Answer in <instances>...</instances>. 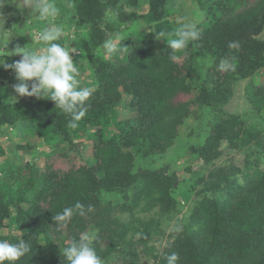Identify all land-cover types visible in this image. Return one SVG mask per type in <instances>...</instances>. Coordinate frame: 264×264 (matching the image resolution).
I'll return each instance as SVG.
<instances>
[{
  "label": "trees",
  "instance_id": "trees-1",
  "mask_svg": "<svg viewBox=\"0 0 264 264\" xmlns=\"http://www.w3.org/2000/svg\"><path fill=\"white\" fill-rule=\"evenodd\" d=\"M166 2L148 0V10L141 16L143 20L151 24L165 20ZM73 3L81 20L92 28L91 33L104 20L108 9L118 12L120 23L140 17L134 11L122 12L125 6L137 7L138 0H74ZM198 6L204 13L202 22L195 27L198 38L181 50L168 46L176 38L175 32L158 42L153 34L139 31L120 40L122 56L114 63L95 56L94 48L99 42L96 38L94 44L88 42L85 54L96 88L86 101L85 117L76 127L70 126V114L56 107L50 98L23 96L11 104L0 101V127L17 128L26 124L30 136L38 138L40 144L72 145L74 136L80 132L92 129L95 133L89 164L65 172L46 168L36 183L33 178H25L10 184L11 169L0 177V226L11 218L13 207L16 210L13 222L25 229L22 238L0 239L11 243L25 239L31 245V251L12 264H67L62 249L36 238L32 227L36 225L33 218L37 213L45 215V218L39 215L43 226L58 225L53 217L79 201L85 206L84 216L88 215L97 207L99 191L140 178L130 174L136 155L145 157L162 150L161 140L172 136L169 129L188 115V103L174 101L179 93L196 88L194 103L221 106L235 80L250 77L264 64V40L258 38L264 31V0H198ZM196 51L208 52L212 65L199 86H191L188 78L194 72ZM3 58L5 64L18 61L16 56ZM175 58H182V64L178 65ZM8 70L13 69H3ZM122 102L127 108H136L137 116L133 120H117L115 108ZM237 120L230 117L226 121L228 129L215 130L212 142L224 138L231 143V136L238 132L233 130ZM19 145V149L26 150L33 147L26 140ZM198 152L206 155L209 150ZM257 171L253 173L249 167L248 171H241V178L231 176L233 171L219 172L215 187L221 200L204 198L195 203L189 222L167 245L159 264H167L166 257L173 252L179 256L177 264H264V170ZM153 176H156L153 181L159 183V175ZM161 188H165L170 200L173 183L168 180ZM41 201L45 206L39 205ZM89 205L91 211H87ZM84 216L74 214L63 223L72 242L78 240L75 236L83 227ZM100 242L94 240L91 246L102 253ZM71 244H64L63 248Z\"/></svg>",
  "mask_w": 264,
  "mask_h": 264
},
{
  "label": "rangeland",
  "instance_id": "rangeland-1",
  "mask_svg": "<svg viewBox=\"0 0 264 264\" xmlns=\"http://www.w3.org/2000/svg\"><path fill=\"white\" fill-rule=\"evenodd\" d=\"M73 1L56 0L61 15L54 23L67 24L70 29L57 42L76 49L71 55L78 67L79 86L91 91L95 90L96 82L85 50L93 38L99 41L94 48L95 56L117 63L122 56L119 42L127 35L133 36L142 31L153 34L156 41L162 42L164 36L176 32L182 24L198 28L197 25L204 18L198 0H167V17L151 24L142 18L148 10V0H138L137 7L125 6L122 12L134 11L140 16L139 19L120 23L118 16L115 20L105 16L96 31L91 33L92 28L78 16ZM0 16L3 17H0V40H9L5 49L0 48V60L10 55L19 60L21 56L15 54L18 46H36L40 43L36 34L46 26V21L35 18L23 0H5L0 7ZM28 30H31L32 36ZM161 33L162 36L159 35ZM110 38L117 50L106 53L103 42ZM258 38L264 40V31ZM174 61L182 64V58H175ZM2 65L0 101L11 104L10 99L14 98L16 102L23 97L14 91V86L20 81L15 72L8 77ZM211 65L212 58L208 52L196 51L194 72L188 78L191 86H199L207 77ZM27 83L31 85V81ZM197 94L198 90L194 88L175 97V102L188 103V115L169 129L172 136L169 140H161L162 150L145 157H134L130 174L140 178L108 191H99L97 207L84 216L83 227L75 237L79 239L82 233H89L94 237L91 244L94 240L101 241L99 249L102 253L95 251L102 264H159L167 245L189 222L195 203L204 198L221 200L215 187L219 172L233 171L231 176L241 178V171L246 172L249 167L253 173L257 167L260 172L264 170V64L250 77L235 80L230 95L221 106L215 104L208 107L194 103ZM129 99L124 97V100ZM115 112L117 120H133L137 116L136 108H127L123 102L115 108ZM230 117L238 119L233 129L238 132L231 136V143L224 138L212 142L215 130L228 129L226 121ZM26 128V124L17 128L0 127V177L11 169L8 175L10 184L14 185V182H21L25 178H33L36 183L46 168L65 172L92 162L95 137L92 129L75 135L72 145H43L38 143V138L30 136ZM23 140L33 144V147L19 149ZM200 149H208L209 153L200 155ZM154 174L159 175V183L153 181V177H156ZM168 180L173 183L172 203L165 195V188H161V184L165 185ZM34 188L39 189V185ZM39 205L45 206L42 201ZM10 210L11 218L4 220L0 226V237L22 238L25 229L13 222L16 210L13 207ZM39 215L45 218L38 212L33 218L36 225L32 227L38 240L49 242L59 249H63L64 244L72 243L65 225L43 226Z\"/></svg>",
  "mask_w": 264,
  "mask_h": 264
},
{
  "label": "clouds",
  "instance_id": "clouds-1",
  "mask_svg": "<svg viewBox=\"0 0 264 264\" xmlns=\"http://www.w3.org/2000/svg\"><path fill=\"white\" fill-rule=\"evenodd\" d=\"M4 2L5 0H0V7ZM23 3L31 10L35 18L46 21V26L38 33L40 43L36 46H18L15 54H19L21 58L12 64H4L2 59L0 64L15 71L16 78L20 81L14 86L15 93L19 96L50 98L55 102L56 107L70 114V126L76 127L87 113L86 101L91 97L92 91L87 87L79 86L78 67L71 55L76 49L70 48L69 44L57 42L70 29L67 24L54 23L61 15V9L57 6L56 0H23ZM106 16L109 20H115L118 13L108 9ZM28 32L32 36L31 30ZM198 35L194 25L182 24L176 29V38L171 39L168 46L172 50L184 49L191 40L197 39ZM8 43V39L0 40V48L5 49ZM103 49L106 53L117 50L111 38L103 42ZM28 81L32 82L31 85L27 83ZM10 102L15 103V99H10ZM91 210L92 206L89 205L87 211ZM74 214L80 216L86 214L85 206L79 201L73 207H66L62 212L57 213L53 220L58 224H63ZM93 238L89 233H82L77 241L63 248L62 256L67 264H102L94 247L91 246L90 242ZM30 251L31 245L25 239H20L17 243L0 239V264H4L5 261L12 264ZM166 259L167 264H177L179 256L173 252L167 255Z\"/></svg>",
  "mask_w": 264,
  "mask_h": 264
},
{
  "label": "crops",
  "instance_id": "crops-1",
  "mask_svg": "<svg viewBox=\"0 0 264 264\" xmlns=\"http://www.w3.org/2000/svg\"><path fill=\"white\" fill-rule=\"evenodd\" d=\"M3 60H4V58H3ZM4 64H5V60H4ZM4 64L2 65V70L4 69ZM10 71H13V72H10ZM14 72H15L14 70H8L6 73H7L8 77H10V76H13L15 74Z\"/></svg>",
  "mask_w": 264,
  "mask_h": 264
},
{
  "label": "built area",
  "instance_id": "built-area-1",
  "mask_svg": "<svg viewBox=\"0 0 264 264\" xmlns=\"http://www.w3.org/2000/svg\"><path fill=\"white\" fill-rule=\"evenodd\" d=\"M37 38H38V34H36Z\"/></svg>",
  "mask_w": 264,
  "mask_h": 264
}]
</instances>
